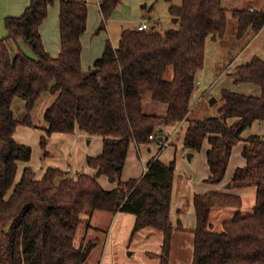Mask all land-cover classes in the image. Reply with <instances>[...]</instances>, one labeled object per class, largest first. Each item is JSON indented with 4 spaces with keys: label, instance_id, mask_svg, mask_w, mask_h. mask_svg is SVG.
I'll list each match as a JSON object with an SVG mask.
<instances>
[{
    "label": "trees",
    "instance_id": "obj_1",
    "mask_svg": "<svg viewBox=\"0 0 264 264\" xmlns=\"http://www.w3.org/2000/svg\"><path fill=\"white\" fill-rule=\"evenodd\" d=\"M56 1L60 52L53 57L46 52L39 29ZM162 1L170 3L169 14L178 27L164 33L153 27L123 30L117 47L105 42L87 76L81 67L87 2L30 0L20 16L5 18L7 36L0 39V264H86L93 242L75 246V238L83 216L93 211L134 215L133 235L144 228L159 231V264H169L173 234L184 230L179 220L176 226L171 220L175 160L164 163L157 153L141 177L122 181L119 176L131 144H157L161 150L182 123L183 151L194 155L207 144L209 174L204 183L223 182L240 143L244 160L224 191L194 194L192 264H264V137L241 138L255 122L264 123V60L253 56L226 74L233 85L257 87L259 95L221 87L218 116L189 118L208 40L225 36L229 15L236 23L237 39L255 36L264 28V10H228L221 0H182L180 6ZM98 2L102 20L96 33L105 29L122 0ZM44 93L56 97L40 128L32 112ZM146 95L165 105L163 115L144 112ZM15 98L24 101L22 120L12 111ZM18 126L43 131L42 158L48 156L52 134L79 131L99 137L102 152L86 159L94 173L47 166L38 177L31 166L32 147L14 139ZM166 129L170 133L164 134ZM102 177L114 187L104 188ZM249 187L255 189L252 213L237 211L220 231L214 230L212 211L239 210L244 200L234 191Z\"/></svg>",
    "mask_w": 264,
    "mask_h": 264
},
{
    "label": "rangeland",
    "instance_id": "obj_2",
    "mask_svg": "<svg viewBox=\"0 0 264 264\" xmlns=\"http://www.w3.org/2000/svg\"><path fill=\"white\" fill-rule=\"evenodd\" d=\"M83 1L87 2L90 6V20L94 23L95 28L93 27V30H97L102 20L96 6L97 0ZM29 2L30 0H0V39L7 36L5 18L20 16L29 5ZM263 2L264 0H257L258 5ZM144 3L147 4L146 7H143ZM181 3L182 0L171 1V4L175 6H180ZM169 5L170 3L162 0L157 2L153 0H122L110 20L106 23L105 29L96 33L93 37V41L96 42L97 40H100L102 43L103 40H108L113 47H117L121 32L125 29L137 28L138 24L144 20L148 23L149 28L153 27L160 33H164L169 29H176L178 24L174 22V18L169 14ZM223 5L227 7L228 10L244 9L243 0H223ZM49 9V11L55 10V12H57V5H52ZM247 41L248 37L240 40L236 38V23L230 15L225 36L217 39L216 41L208 40L206 44L205 65L198 73L199 83L193 94L191 102L193 108L195 105H197V107L194 110L192 108L191 114L189 115L190 119H202L206 117L218 116L219 108L222 105V102L219 99V90L221 87H228L238 91L239 93L247 95H259V89L257 87L250 84L233 85L230 83L229 78L226 77V74L233 72L237 65L247 63L253 56H258L264 60V31L251 42L247 43ZM11 48L14 54V45H11ZM21 48L26 54H32L27 47L21 45ZM89 62L90 61H88V63ZM88 63L85 65L84 76H87L94 69L92 67L89 70L88 65L90 64ZM211 83H213L211 88H208ZM205 90L207 91L206 94L198 101L202 91ZM55 97V95L44 93L36 103L32 112V117L34 123L39 125L40 128L45 126L43 118L45 110L53 102ZM212 99H214L215 102L212 101L211 103ZM143 103L145 113L157 115H163L165 113V105L152 101L149 95L144 97ZM12 111L15 119L22 120L24 115V101L19 98H15L12 103ZM175 130L171 132L168 139H166L167 141L165 140L163 147L167 143L173 144L168 148H171V151L175 154L176 159V172L174 178L176 196L181 201L182 214H187L191 205L190 197L192 192L197 191V193H199L205 189V185H203L205 183L203 180L206 176L203 177L204 173H201L202 170H200L201 162L204 163L205 160L202 150L195 153L191 160H188V152L183 151L182 146L180 145L183 130H180L179 134L174 135L176 134ZM19 131H21V133L18 134ZM18 132L14 135V139L21 144L32 147L33 156L31 166H34L36 167V170H39L41 163L46 165V158L40 160L39 154L41 149L38 145V140L36 141L34 137L36 129H27L24 126H20L18 128ZM163 133L167 134L170 133V131L166 129ZM86 137L87 139L78 141V144L74 149L75 153H73L71 152V138L63 136L62 139L51 144L53 156L57 158L61 157L66 160V158H75L77 156L76 154H81V152H84L85 154L88 153L89 155L97 153V151L101 148V139L96 136L90 137L86 135ZM68 139H70V142H68L69 150L67 152V148L65 147V143L67 142L64 140ZM91 140L92 143L90 142L89 144L88 142ZM174 145H176V147H174ZM38 151L40 152L38 153ZM128 170H132V167L131 169H129V166L127 165L123 167L119 176L120 180L124 181V176L130 173ZM69 171L74 172L73 169H70ZM101 181L103 183L106 182H104V179H101ZM192 182H194V186L192 185ZM254 192V187L245 189V193L243 194L244 203L242 208L239 210L234 208L214 209L211 213V223L213 225V229L220 231L221 224L224 221H228L233 218L237 211H240L242 215L252 213ZM109 214L110 213L104 211H93L85 214L83 216L84 220L80 225L75 238V246H79L80 243L86 244L89 241L93 242L92 252H95L94 257L98 255L97 257H100L99 261L101 259L102 264H158V256L152 253L147 254L144 252L145 247H155V241L147 244V242L137 239L136 236L132 238L131 241V230L128 229H123V231L114 234L110 231L108 226L110 223L109 220H111L109 219ZM179 232L181 233H179L177 235L178 237L175 239L176 247L170 264H192V234L185 230ZM108 234L110 236V248H108ZM158 234L161 235L160 232ZM184 238H188V240ZM96 245L100 248V252H98V247ZM95 247L97 248L95 249ZM92 258L93 254L88 258L86 264H89V259Z\"/></svg>",
    "mask_w": 264,
    "mask_h": 264
},
{
    "label": "crops",
    "instance_id": "obj_3",
    "mask_svg": "<svg viewBox=\"0 0 264 264\" xmlns=\"http://www.w3.org/2000/svg\"><path fill=\"white\" fill-rule=\"evenodd\" d=\"M99 0H97V8L99 10ZM222 1V5H223V0ZM244 2V9H239V10H249V11H258V10H264V2L261 3L260 5L257 4V0H243ZM54 5H57V12H55V10H48V15L47 18L45 19V21L42 23V25L40 26V35H41V39H42V43L44 45V48L46 50L47 53H49L51 56L55 57L59 54L60 52V35H59V19H58V15H59V7H58V1L55 2ZM224 6V5H223ZM225 7V6H224ZM50 8V7H49ZM227 8V7H225ZM228 9V8H227ZM24 12V11H23ZM99 14H100V10H99ZM101 17V14H100ZM102 18V17H101ZM92 23V24H91ZM94 23L91 22L90 20V6L88 4V19H87V29L84 32V34L81 37V43H82V52H81V67H82V73L84 75V70H85V65H87L88 61H90L88 64V68L90 70V68L93 67L94 62L101 57L102 53H103V49H104V45L106 40L101 41L97 40L96 42L93 41V37L96 34V29L93 30L94 28ZM95 31V32H94ZM264 31V28L255 36H249L248 37V41L247 43L251 42L252 40L256 39L262 32ZM88 35V36H87ZM24 46V45H22ZM201 81V80H200ZM199 83V81H198ZM215 83V82H213ZM210 84V86L208 88H211L212 84ZM206 90L202 91V94L200 95L198 101L200 99H202V97L206 94ZM197 107V105H195V107L193 108V110ZM39 126V125H37ZM186 127L185 123H182L180 125V127H178L175 132L177 135L179 134L180 130H184ZM20 126L17 127L15 134H17L18 132V128ZM27 128V127H25ZM27 129H33V128H27ZM23 132V131H22ZM184 133V131H182ZM21 133V131L18 132V134ZM183 133H182V137H181V143L180 145L182 146V138H183ZM41 135H43V131L40 129H36V134H35V140H38V145H39V139L41 137ZM251 135H257V136H261L264 137V123H258L255 122L248 130H245L242 135L241 138L242 139H246ZM70 137L71 138V146H72V150L71 152L75 153L74 149L78 144L79 140H85L87 139L86 134L81 133L79 131H76V133H74L73 135H64V134H52L48 144L46 146V150L48 152V156L45 157V162L46 165H43V163H41V166L39 168V170H36V167H34V169L37 171L38 177H40L43 174L44 168L47 166H53V167H59L63 170H67L69 171L70 169H73V171H82L85 172L87 174H93L94 171L92 169H90L86 163V159L88 156H97L102 152V140H100L101 142V148L100 150L97 151V153L89 155L88 153L85 154L84 152H81V154H76L77 156L73 159H69L66 158H57L54 157L52 154V148H51V144L62 139V137ZM178 140V138H177ZM67 143H65V147L67 148V152L69 150L68 148V142H70V139L68 140H64ZM90 142L92 143V140L89 141L88 143L90 144ZM173 144H166L164 147L161 148V150H159V145L157 144H151V145H141V146H136L134 144L130 145L129 151H128V155L126 158V163L124 166H129V169L132 170H128L130 173H128L126 176H124V181L128 180L130 178H139L141 177L145 170H146V164L148 162V160L156 155L157 153H159V159L164 162V163H168L172 160H176L175 159V154L171 151V148H168L169 146H172ZM36 147V146H35ZM174 147H176V145H174ZM206 150H207V144H204L203 148H202V152L204 153V160L205 162L202 163L201 162V169L202 172L204 173L203 177H207L209 174L208 171V166L206 163ZM241 150H242V143L238 144V146L234 149L229 165H228V169L226 172V176L223 180V182L221 184L218 185H208V184H203L205 185V189H203L202 191H200L199 193H205L207 191H224L227 186L229 185V181L235 171V169L239 166H243L244 165V160L241 157ZM40 151H38L39 153ZM66 152V153H67ZM86 152V151H85ZM40 156V160H43L44 158H42V151L39 154ZM193 157V156H192ZM78 167V169H77ZM101 179H104L103 183L101 181ZM105 177L100 178V182L102 184V186L106 189H111L114 187V184L109 183V181ZM192 185L194 186V182H192ZM235 193H238L239 195H241L243 197V194L245 193V190H238V191H234ZM197 191H193L191 194V205L189 207V211L187 214H182L181 212V201L179 200V198L176 196V187H175V183L173 186V202H172V208H171V220L174 226H176L177 221L179 220L182 227L184 228L185 231L190 232L192 235V257H193V233L192 230L195 228V213H194V207H193V203H192V199L194 194H196ZM109 213V212H108ZM110 218L111 220L110 223L108 224L110 231H112L114 234H116L117 232H121L123 231V229L125 230H131L130 234V240L132 241V238H134L135 236L137 237V239L142 240L147 242V244L149 242L155 241V247H145L144 252L149 254H155L156 256H159L160 253V248H161V244H162V234H158L159 232H157V230L153 229V228H144L142 230H140L137 234H132L133 232V226L135 223V216L134 215H128L125 213H116V214H112L110 213ZM85 229V228H84ZM79 230V228H78ZM86 232V230H85ZM84 232V233H85ZM78 233V232H77ZM110 233V232H109ZM181 233L179 231H175L172 237V249H171V255H170V262L174 256V251H175V247H176V237H178L177 235ZM77 236V235H76ZM109 234H108V248H110V243H109ZM187 239L188 238H184ZM81 244V243H80ZM79 244V245H80ZM98 247V245H96ZM158 246V247H157ZM95 247V249L97 248ZM93 250V249H92ZM98 252H100V248L98 247ZM93 254V258L89 259V264H102V260L95 255V252L90 253L89 257H91V255ZM159 264V263H158Z\"/></svg>",
    "mask_w": 264,
    "mask_h": 264
},
{
    "label": "built area",
    "instance_id": "obj_4",
    "mask_svg": "<svg viewBox=\"0 0 264 264\" xmlns=\"http://www.w3.org/2000/svg\"><path fill=\"white\" fill-rule=\"evenodd\" d=\"M149 28V25H148V23L144 20V21H142L140 24H138V26H137V30H139V31H144V30H147ZM150 139H153V137L152 136H150Z\"/></svg>",
    "mask_w": 264,
    "mask_h": 264
},
{
    "label": "water",
    "instance_id": "obj_5",
    "mask_svg": "<svg viewBox=\"0 0 264 264\" xmlns=\"http://www.w3.org/2000/svg\"><path fill=\"white\" fill-rule=\"evenodd\" d=\"M146 6H147V4H146V3H144V4H143V7H146ZM173 20H174V22H177V19H173ZM212 101H214V102H215V100H214V99H212V100H211V103H212ZM159 140H162V137H159ZM192 156H193V154H192V153H188V154H187V158H188V160H191ZM227 187H229V185H228Z\"/></svg>",
    "mask_w": 264,
    "mask_h": 264
}]
</instances>
